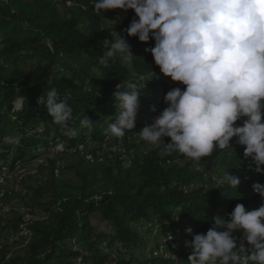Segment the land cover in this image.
<instances>
[{
  "label": "trees",
  "instance_id": "obj_1",
  "mask_svg": "<svg viewBox=\"0 0 264 264\" xmlns=\"http://www.w3.org/2000/svg\"><path fill=\"white\" fill-rule=\"evenodd\" d=\"M92 4L93 0H0L2 154L11 152L29 161L37 149L61 142L73 155L63 166L70 176H56L55 159L46 158L41 182L27 184L25 194L14 192L0 199V208L13 195L25 207L45 213L32 219L24 216L23 209L18 220L8 219L5 224L0 218V237L6 229L24 224L28 238L23 247L22 243L9 249L18 242L3 246L0 264H72L74 258L85 264H188L191 250L184 241L191 235L185 229L206 232L213 216L227 218L236 203L258 207L261 200L251 185L264 183V175L243 159V146L218 151L202 160L201 167L178 153L166 154L163 145L138 143V131L166 107V91L183 86L163 76L150 78L152 68L156 73L159 68L151 65V55L143 50L146 45L121 32L133 16L131 10L126 15L105 11L102 16L93 12ZM106 20L108 28L100 29ZM112 26L136 55L130 67L119 61L108 68L99 63ZM139 77L150 79L142 91L135 128L122 139L106 135L107 124L116 115L112 96L116 84L123 90L127 81ZM53 87L73 108L74 137L64 135L36 102ZM85 114L96 122L92 131L80 124ZM31 130L35 132L24 135L17 145L3 143L4 136ZM169 140L164 137L165 143ZM58 159L63 163L62 157ZM226 171L240 179L237 191L219 184ZM95 214L109 231L91 224ZM139 226L145 227L141 234ZM169 233L174 247L168 249L174 256L160 251V239L145 252L151 237ZM73 244L77 250H72Z\"/></svg>",
  "mask_w": 264,
  "mask_h": 264
},
{
  "label": "clouds",
  "instance_id": "obj_2",
  "mask_svg": "<svg viewBox=\"0 0 264 264\" xmlns=\"http://www.w3.org/2000/svg\"><path fill=\"white\" fill-rule=\"evenodd\" d=\"M92 5L97 15L111 10L126 15L131 10L133 16L121 32L146 45L151 65L159 68V73L152 68L150 78L163 76L183 86L166 91V107L158 112L152 108L157 114L138 131V143L163 145L166 154L178 153L201 167L214 153L243 146V159L264 175V0H93ZM109 34L99 63L108 68L119 61L130 67L136 55L125 36L113 26ZM150 78L129 80L123 90L116 84V115L106 135L122 139L135 128ZM36 102L64 135L77 134L71 123L73 108L56 88L44 90ZM95 123L86 114L80 121L89 131ZM164 137L170 140L165 143ZM2 139L18 144L21 137ZM240 183L228 171L219 180L236 191ZM251 187L260 197L258 207L236 203L227 218L213 216L206 232L185 229L191 235L184 241L191 250L188 264H264V183Z\"/></svg>",
  "mask_w": 264,
  "mask_h": 264
},
{
  "label": "bare ground",
  "instance_id": "obj_3",
  "mask_svg": "<svg viewBox=\"0 0 264 264\" xmlns=\"http://www.w3.org/2000/svg\"><path fill=\"white\" fill-rule=\"evenodd\" d=\"M36 129L38 130L39 128H36ZM34 132H35V130H31V131L26 132L25 134H24V132L23 133H16L14 136H19L22 138L24 135L32 134ZM56 144H58V145L61 144V146H62L61 142H58ZM56 144L48 147L47 149H41V148L37 149L36 150L37 153H36L34 159H30L29 161H31V160L38 161L39 163L43 164V161H45L46 157L42 161L41 160L42 157H38V156H45L51 152H55L56 150L60 149V148H57L55 146ZM1 145L2 144L0 142V180H1L2 176H5V169H11V167H13V171H22L23 168L28 167L26 164L28 161H24V157L23 158L14 157L11 152H8L5 155L2 154L3 148L1 147ZM13 145H17V144H13ZM63 148H65L64 145H63ZM79 148L82 149V146H79ZM70 151H71V148H68V149L65 148L63 151H61L59 153V155H61L63 153H68ZM58 157H57V164L55 163V175L56 176L58 175V170L62 166V161L60 159H58ZM86 158L92 159L90 154H86ZM37 172H38V169L35 171V173H37ZM27 175H31V174H22V176H17L15 179H7V181L5 183H0V199L4 196L10 195L14 192L24 193V178L27 177ZM24 227H25L24 224H19V226L15 229H12V228L6 229L3 232V235L0 237V249H2L3 246H6V245L8 246L12 243L19 242L20 239L24 238V234H25ZM144 229H145L144 226H139L138 232L141 234V230L144 231ZM167 238H168V234L164 235L161 238V241H159V249H160V251H163V252L168 251L167 252L168 255H172L173 252L170 251L168 248L169 247L173 248L174 246L172 244V240H167ZM73 249L77 250V248L74 246V244L72 246V250ZM172 256H174V254ZM74 264H85V263L81 260H76L74 262Z\"/></svg>",
  "mask_w": 264,
  "mask_h": 264
},
{
  "label": "rangeland",
  "instance_id": "obj_4",
  "mask_svg": "<svg viewBox=\"0 0 264 264\" xmlns=\"http://www.w3.org/2000/svg\"><path fill=\"white\" fill-rule=\"evenodd\" d=\"M17 100H18V98H16L15 103L18 102ZM59 145L56 144L55 146L57 148H61L62 147L61 144H59ZM103 149L104 150H110L112 148L111 147L107 148L106 146H103ZM57 156L63 158V163H62L61 168L58 170V174L62 173V176H64V177L70 176V173L65 168L63 169V166L65 164H67L69 160L72 159L73 155H71L69 153H66V154L63 153V154L57 155ZM45 157L46 156L42 157L41 160L43 161V159ZM26 164L28 166L27 168H29V167H39V169H38V172L35 173L34 175H27V177L24 178V194L26 192L27 184H29V183L38 184L39 182H41L43 180V174H42L43 173L42 172L43 168L41 167V165L44 166V164H46V162L43 161V164H42V163H39L38 161L31 160V161H28ZM24 194H20V195L24 196ZM24 204H25V202L21 201L18 197H15L13 195L9 196L5 201H3L2 202V207L0 208V212L2 214V215H0V218H4V220H3L4 224H5V221L8 220V219L12 220V219L15 218V219L18 220L19 214H20V212H22L23 209H24V216L25 215L33 216L32 219L42 218L45 215V213H43V212H41L39 210H36V209L32 210V209H29V208L25 207ZM1 222L2 221H0V223ZM91 224L97 229H102V230H107V231L110 230L109 225L106 222H100L99 221V217H98L97 214H95L94 216L91 217ZM150 236H153V235H150ZM155 238L156 237H154V236L150 238V240L148 241V244L146 246L145 252H148V250L153 247V245L155 244L156 241H159V239L161 241V237H159L158 239L157 238L155 239ZM27 241H28V238H27V235H26V232H25L24 238L21 239L20 242L11 245V247L9 249L12 250V248H14V247L17 248V245L22 244V243L23 244L20 247H23V245H25L27 243ZM67 242H69V241H67ZM13 252H17V251L14 250ZM17 253H19V252H17Z\"/></svg>",
  "mask_w": 264,
  "mask_h": 264
},
{
  "label": "built area",
  "instance_id": "obj_5",
  "mask_svg": "<svg viewBox=\"0 0 264 264\" xmlns=\"http://www.w3.org/2000/svg\"><path fill=\"white\" fill-rule=\"evenodd\" d=\"M108 26L109 25H108L107 20H106L104 22V24H102V27L108 28ZM64 149L65 148H63V143H62V147L60 149L56 150L55 152H51V153H49V154H47L45 156H46V158L55 159V163L57 164V157H58L57 155H59V153L61 151H63ZM38 157H44V156H38ZM37 169H39V167L23 168L22 171H13V167H11V169H5V176H2L1 177L0 183H5L7 181V179H15L17 176H22V174H31V175H34V173H35V171ZM134 252H136V254H139L140 253V250H137V251H134ZM167 252L168 251H166V253ZM74 259L72 260V264H74Z\"/></svg>",
  "mask_w": 264,
  "mask_h": 264
}]
</instances>
